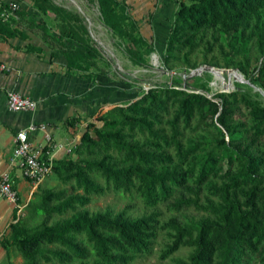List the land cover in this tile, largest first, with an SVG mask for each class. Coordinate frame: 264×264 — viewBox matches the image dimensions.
Instances as JSON below:
<instances>
[{
  "label": "trees",
  "instance_id": "1",
  "mask_svg": "<svg viewBox=\"0 0 264 264\" xmlns=\"http://www.w3.org/2000/svg\"><path fill=\"white\" fill-rule=\"evenodd\" d=\"M117 2L97 0L103 22L119 33ZM175 3L165 67L177 61L192 68L198 51L199 63L245 73L243 62L255 51L262 60L250 80L264 90V0ZM72 152L52 163L61 186L37 184L0 238L22 264H135L149 254L158 211H88L91 197L105 190L202 213L159 225L170 232L160 258L189 246L175 264H264V108L241 89L206 96L172 84L149 87L94 111Z\"/></svg>",
  "mask_w": 264,
  "mask_h": 264
},
{
  "label": "rangeland",
  "instance_id": "2",
  "mask_svg": "<svg viewBox=\"0 0 264 264\" xmlns=\"http://www.w3.org/2000/svg\"><path fill=\"white\" fill-rule=\"evenodd\" d=\"M7 1L0 0V12H4L0 17V32L8 35L11 31L20 39L16 47L29 57L26 67L30 69L35 64V72L52 75L68 73L82 82L76 90V100L84 104L81 116H75L76 122H81L78 124L80 128L97 109L104 110L113 103H125L152 86L172 84L208 96L226 87L214 80V72H202L195 79L183 77L190 68L180 62H173L171 68L163 65L166 20L172 15L166 11L165 17L158 18L154 4L142 14V9L137 5L141 0H118L115 5L121 16V31L118 33L103 22L97 0H11L16 3L12 12L5 7ZM172 1L174 10L176 3ZM192 58L197 61L196 65L200 64V52L195 51ZM261 60L252 51L248 62H243L245 73L240 71L249 84L234 75L232 88L241 89L264 108V90L250 80L254 78ZM222 75L229 84V75ZM72 149L68 156H74ZM39 186L60 187L61 183L50 172L41 179ZM85 208L91 212L111 213L124 209L131 217L158 211L151 252L136 256L133 260L135 264H175L174 259L185 258L191 249L189 246H180L167 257H159V251L170 242L169 230L159 225L169 217L188 221L202 215L191 207L174 211L165 202L145 205L136 195L113 190L93 195ZM0 262L23 263L16 249L11 245L2 247L1 244Z\"/></svg>",
  "mask_w": 264,
  "mask_h": 264
},
{
  "label": "crops",
  "instance_id": "3",
  "mask_svg": "<svg viewBox=\"0 0 264 264\" xmlns=\"http://www.w3.org/2000/svg\"><path fill=\"white\" fill-rule=\"evenodd\" d=\"M152 4L155 5L158 18L165 17L166 11L170 16L173 13L174 2L172 0L137 2L142 9V14L145 10H150ZM1 33L0 62H3L7 68L0 69V172H8L12 177L13 187L16 190V202L12 203L0 196V238L8 235V223L13 220V215L17 216L21 213L23 204L33 190L29 181L20 175L18 167L10 161L13 133L32 121L44 122L53 141L68 144V146L75 145L83 129L78 126L81 122H76L75 118L81 116L84 107V104L76 100V90L82 83L80 80L74 79L68 73L52 75L35 72L33 67L35 64L28 69L26 64L29 57L16 47L20 39L14 34L3 35ZM10 89H15L35 99V108L27 111L7 109L5 94ZM32 141L43 143L42 132L36 130ZM70 152L71 150L68 152L59 150L55 154L57 158H60Z\"/></svg>",
  "mask_w": 264,
  "mask_h": 264
},
{
  "label": "built area",
  "instance_id": "4",
  "mask_svg": "<svg viewBox=\"0 0 264 264\" xmlns=\"http://www.w3.org/2000/svg\"><path fill=\"white\" fill-rule=\"evenodd\" d=\"M5 7L12 12L16 8V3L9 0ZM3 14L4 12L1 11L0 17ZM6 68L3 63H0V69ZM5 104L9 110L27 111L35 108L36 100L15 89H10L6 91ZM36 130L42 132L43 143H33L32 137ZM12 143L10 161L18 167L20 175L29 181L32 188H35L41 179L51 172L52 163L57 159L55 154L57 151L68 152L74 147V145L68 146V144L53 141L46 124L33 121L13 133ZM0 196L12 203L16 202V190L8 172H0Z\"/></svg>",
  "mask_w": 264,
  "mask_h": 264
},
{
  "label": "bare ground",
  "instance_id": "5",
  "mask_svg": "<svg viewBox=\"0 0 264 264\" xmlns=\"http://www.w3.org/2000/svg\"><path fill=\"white\" fill-rule=\"evenodd\" d=\"M206 71L214 72V80L217 81L218 83H220L221 85H225L226 87L227 86H233L232 77L234 75L240 76L242 78V80L247 83V81L242 77V75L239 72L233 71V70H217V69H208V68H197L193 72H191L188 77H193V76H196V75H198L202 72H206ZM222 73H227L229 75V84L226 81V79L223 77ZM254 88H255V90L259 91V89L256 88L255 86H254Z\"/></svg>",
  "mask_w": 264,
  "mask_h": 264
},
{
  "label": "water",
  "instance_id": "6",
  "mask_svg": "<svg viewBox=\"0 0 264 264\" xmlns=\"http://www.w3.org/2000/svg\"><path fill=\"white\" fill-rule=\"evenodd\" d=\"M197 68H208V69H217V70H233V71H237V72L240 73V70L237 67H220V66H215V65L207 64V63H200V64H198V65L190 68L189 69V73L188 74H184L183 77H188L189 74L191 72H193ZM229 89L230 90H234L232 88V86H227L225 88H221L222 91H226V90H229ZM187 90H192V89H187ZM197 92H199V91H197ZM263 94H264V92H263ZM206 96H208V95H206Z\"/></svg>",
  "mask_w": 264,
  "mask_h": 264
}]
</instances>
